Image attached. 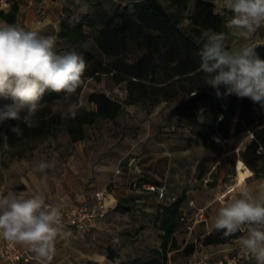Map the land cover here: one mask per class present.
<instances>
[{
  "label": "trees",
  "instance_id": "16d2710c",
  "mask_svg": "<svg viewBox=\"0 0 264 264\" xmlns=\"http://www.w3.org/2000/svg\"><path fill=\"white\" fill-rule=\"evenodd\" d=\"M9 9L0 10V19L8 24H17V18L24 11L17 0H8ZM218 0H78L67 5L59 22L58 54L75 51L87 62L82 85L72 95L46 90L36 113L38 126L28 128L22 121L7 120L0 124V132L7 134L9 147L17 148L16 155L36 148L35 141L46 139L54 131L65 130L73 142L86 138L85 126L98 119H115L123 112V103L103 91H93L88 101L95 109H80L75 119H62V113L55 110L57 102L68 99L80 103V98L89 78L101 79L104 74L112 76L116 84H124L125 103L136 105H157L162 100L194 96L202 103L203 118L195 132L194 139L204 144L214 137L229 139L255 130V138L246 145L241 159L256 172L261 160L259 148L264 131V116L250 112L254 104L250 98L235 94L217 97L216 90L204 83L205 74L200 70L199 51L206 42L202 32L207 29L225 33L232 13L218 11ZM86 9H85V8ZM187 21V23H185ZM92 38L100 55L85 47ZM264 59V43L255 47ZM104 57L108 60L105 61ZM220 92H226L225 86ZM12 103L11 99L0 97V108ZM19 126L23 135L17 136L11 128ZM260 126H262L258 131ZM2 143V140H0ZM264 143V142H263ZM2 148V144H0ZM241 160V166L244 162ZM154 183V182H150ZM187 194L183 192L172 201L160 203L155 211L153 224L160 231V247L155 249V258L144 261L134 257L123 264H166L170 253L181 250L186 256L199 249V242L207 248L241 237L237 232L224 237L222 231L211 230L203 238L181 246L176 232L185 225L182 216ZM127 198H121L117 210L128 212L132 209ZM110 259L117 254L109 251Z\"/></svg>",
  "mask_w": 264,
  "mask_h": 264
},
{
  "label": "clouds",
  "instance_id": "9594fccd",
  "mask_svg": "<svg viewBox=\"0 0 264 264\" xmlns=\"http://www.w3.org/2000/svg\"><path fill=\"white\" fill-rule=\"evenodd\" d=\"M220 7L232 13L227 27L236 36L247 39L264 27V0H222ZM202 36L206 42L198 55L204 83L216 90L217 97L235 94L264 108V59L255 48L245 46L229 52L224 33L207 29ZM56 39L18 24L0 25V97L12 101L0 108V124L15 120L28 128L36 127L34 118L44 106L41 100L46 90L72 95L82 85L86 60L75 51L58 54ZM222 85L224 93L220 92ZM196 94L194 90L190 96ZM80 107L78 103L71 104L62 119H75ZM203 111L200 109L198 115L202 116ZM11 132L23 135L18 125ZM0 140L6 150L7 134L0 132ZM52 166L41 160L36 168L44 172ZM238 193V198H220L211 228L222 231L224 237L246 233L239 240L244 254L254 258L256 264H264V179L254 187L240 185ZM63 235L61 210L47 205L43 195L25 198L10 191L0 196V238L24 245L37 257L51 261L56 241Z\"/></svg>",
  "mask_w": 264,
  "mask_h": 264
},
{
  "label": "rangeland",
  "instance_id": "374dc122",
  "mask_svg": "<svg viewBox=\"0 0 264 264\" xmlns=\"http://www.w3.org/2000/svg\"><path fill=\"white\" fill-rule=\"evenodd\" d=\"M228 35L225 33V40H232ZM84 45L100 55L92 38ZM229 46L235 48L237 45ZM103 82L101 89L122 102L124 110L113 120L101 119L85 126L87 136L78 141L82 146H79L77 153L96 162L108 173L104 185L97 190L106 187L109 192L121 193L118 200L127 198V204L132 207L128 212L118 211L124 239L122 245L117 249L111 248L112 251L123 256L125 263H128L129 257L135 256L150 261L155 258L153 251L160 247L161 242L160 231L153 224L157 206L189 191L183 204L187 220L177 234L181 246L194 242L200 233L199 225L189 230L186 223L194 224L196 213L210 200L219 180L223 182L236 178L235 162L246 144V135L228 140L214 137L206 144L197 142L194 139L195 132L203 118V115H198L202 107L198 98L183 96L182 100L160 103L154 107L142 103L130 105L125 103L127 93L124 84H115L110 76H104ZM82 102L84 107H90L89 103L84 102V96L80 98ZM57 103L55 107L59 112L67 111L73 104L68 99ZM57 140L68 141L62 129L46 139L35 141L36 148L20 156L16 155L17 148L8 147L5 150L0 147V181H5L10 173L19 178L17 171L22 170L24 165L32 166L41 160L51 163L54 154L51 145ZM236 146V152L223 158L224 153ZM240 162L241 159L237 163L238 171ZM139 164L155 179L156 185H165L167 198L161 200L158 193L147 189L144 185L150 183L149 180L127 174ZM246 173H239L238 177ZM222 190H226V187ZM127 192L132 196H123ZM234 198L238 197L235 195ZM170 257L172 262L183 264L186 255L181 250H174Z\"/></svg>",
  "mask_w": 264,
  "mask_h": 264
},
{
  "label": "crops",
  "instance_id": "0c3cea01",
  "mask_svg": "<svg viewBox=\"0 0 264 264\" xmlns=\"http://www.w3.org/2000/svg\"><path fill=\"white\" fill-rule=\"evenodd\" d=\"M24 8V11L18 15L17 24L25 30H37L41 35H54L56 36L55 51L57 52L59 46L58 31L59 22L61 15L64 11L65 6L73 5L78 0H17ZM221 2V0H220ZM7 11L9 9L8 0H0V10ZM7 23L0 19V25ZM232 29L227 27L225 33H229L228 38L230 41L225 40L224 43L229 48L227 51L233 52L238 51L245 46L255 47L261 42L264 34V28L258 29L255 33L247 39L236 36L232 33ZM224 33V34H225ZM95 44V43H94ZM237 45L235 48L229 45ZM226 47V48H227ZM105 61L108 59L104 57ZM110 76L104 74L101 79L89 78L83 89L81 97L84 96V102L89 103L90 107H84L83 102L80 103V109H95L96 105L88 101V96L93 91H103V77ZM113 80V79H112ZM114 82V80H113ZM115 83V82H114ZM116 84V83H115ZM97 85L98 88H95ZM181 96L178 99L173 100H162L160 103L173 102L182 100ZM159 103V104H160ZM58 104V103H57ZM140 104V103H139ZM143 104V103H142ZM138 105V104H136ZM158 105V104H157ZM56 106V105H55ZM150 107H154L149 105ZM56 110V107H55ZM200 110V109H199ZM250 112H254L259 117L264 116V108H261L259 104H254L249 108ZM101 119H98L99 121ZM96 121V122H97ZM95 122V123H96ZM260 126L257 131L261 128ZM58 131V130H57ZM57 131H54L55 134ZM255 130H247L246 144L243 145L242 151L245 149L254 138ZM65 132L68 141H54L51 145V149L54 152L51 156V168L46 169L44 172L37 170L36 165L22 166V170L17 171L19 178H15L11 173L5 181H0V196L7 195L8 192H15L18 196L25 198L31 197L35 194H41L45 198V203L50 206L58 207L60 210L67 209L69 207H78L86 203L89 207L94 205V194L97 189L102 187L103 181L108 176V173L103 171L101 166L97 165L96 162L88 160L85 157H81L79 152L81 143L78 141L73 142L69 134ZM262 135V141L264 142V131H260ZM232 138V137H231ZM229 138V139H231ZM234 138V137H233ZM223 139V138H222ZM228 140V139H226ZM81 141V140H80ZM261 143L259 152L261 153V160L256 169V172L249 168L245 162L241 159V154L236 160V173L235 179L229 178L222 182V179L218 181L214 188V194L210 200L200 207L196 213L197 218L195 219L194 228L199 225L200 233L198 238H203L208 234L212 228L214 217L217 214L218 208L220 207V198L224 199L234 198L235 195L238 197L239 184L247 183L249 186H255L258 181L264 179V143ZM229 145V144H228ZM236 147H231L227 152L223 154V158L228 156L231 152H236ZM62 156V157H60ZM244 162V166L237 169L238 160ZM137 167V168H136ZM131 168V171L127 174H135V178L142 177L149 182H154L155 179L150 176L141 164ZM137 169V170H136ZM137 172V173H135ZM247 172L242 177H238L239 173ZM250 173L254 175H250ZM137 174V175H136ZM134 178V179H135ZM239 182V183H238ZM226 187V190H222ZM189 194V191H184ZM183 193V192H182ZM235 193V195H234ZM238 194V195H237ZM118 195L114 191L109 192L107 201L109 204V212L104 218H97L93 225L87 230H79L75 225H71L66 222H62V231L64 235L58 237L55 244V253L48 261L44 258H39L33 252V259L30 262L22 264H123V256L118 255L114 259H110L108 252L112 251L111 248H118L122 245L124 236L121 234L123 229L122 224L118 221V211L116 205L118 203ZM123 196H132L131 193L127 192ZM192 201V200H191ZM194 203V201H192ZM176 232V238L179 241V235ZM120 240H119V236ZM181 235V234H180ZM246 235L244 233L242 236ZM241 236V237H242ZM241 237L225 243H218L211 245L207 249L213 253L215 258L226 259L232 255L239 247H241L239 240ZM198 238L194 239V242ZM3 238H0V245ZM180 243V241H179ZM20 245V244H19ZM24 246V245H20ZM113 252V251H112ZM118 252V251H117ZM121 253V251H119ZM200 251L197 249L193 255L186 256L183 264H189L190 261L195 259L199 255ZM136 257V256H135ZM134 257H129L128 260ZM166 264H177L171 261V257ZM180 264V263H178ZM244 264H256L254 258Z\"/></svg>",
  "mask_w": 264,
  "mask_h": 264
},
{
  "label": "built area",
  "instance_id": "2783aa9c",
  "mask_svg": "<svg viewBox=\"0 0 264 264\" xmlns=\"http://www.w3.org/2000/svg\"><path fill=\"white\" fill-rule=\"evenodd\" d=\"M217 10L224 11L220 7L222 0L217 1ZM264 28V27H263ZM260 43H264V34ZM219 139H222L219 137ZM147 189L155 191L161 200L167 198L165 185H156L155 183H147L144 185ZM109 191L106 187L97 190L94 194V205L89 207L86 203L78 207H69L61 210L62 222L75 225L79 230H87L91 227L97 218L106 217L109 212V204L107 197ZM182 221L187 220L186 216H182ZM195 224V221H194ZM194 224L186 223L189 230H192ZM199 255L189 262V264H244L251 259V256L245 255L242 247H239L228 258H215L205 245L199 242ZM33 259V252L26 246H20L17 243L3 239L0 245V264H22L30 262Z\"/></svg>",
  "mask_w": 264,
  "mask_h": 264
}]
</instances>
